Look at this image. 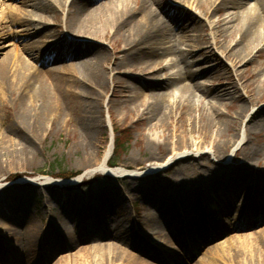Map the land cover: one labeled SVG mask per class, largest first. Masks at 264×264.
<instances>
[{"label": "bare ground", "instance_id": "obj_1", "mask_svg": "<svg viewBox=\"0 0 264 264\" xmlns=\"http://www.w3.org/2000/svg\"><path fill=\"white\" fill-rule=\"evenodd\" d=\"M96 1L69 0L66 5V0H0V108L7 98L18 104L14 113L9 111V135L5 133L3 139L9 136L12 145L15 144L10 138L12 133L37 135L48 130V125L51 129L66 119L72 125L70 133L74 137L70 151L83 152L79 164L86 166L87 173L76 180L43 177V186H66L98 174L125 178L127 164L120 168L109 167L113 144L99 158L101 146L97 139L103 129L100 101L108 92L111 80L115 90H120L114 92L112 98L122 100L129 116L146 118L152 122L150 131H163L161 137L169 133V138L164 140L173 147L169 149L168 159L163 161L160 156L151 155L158 162V170L195 160L194 155L202 158L201 152L208 144L219 160L224 159L229 147L235 148L234 162L222 169L230 170V175H214L205 185V189L228 188L231 193L215 201L210 212L202 206L201 193L199 197L192 196L186 184H178L172 202L163 205L154 202L139 227L131 225L120 211L110 209L105 213L96 209L90 223L76 221L64 225L63 220H71L67 214L68 202L64 199L59 201L58 211H52L45 222L38 221L21 205L13 204L0 212V261L16 264H264V228L212 246L226 232L264 226V81L262 93L257 94L252 83L257 76L239 70L240 64L254 62L257 56L251 58V55L256 48L262 46L256 55L264 51V0H256L254 7L228 17H223L225 9H238L247 0H176L187 4L186 9L173 7L167 0H134V7L131 0L111 1L104 6H95ZM64 7L68 9L65 31L60 24ZM194 10L214 21L198 24L199 18L191 16ZM50 19L55 24V33L50 31ZM210 30L214 37L209 40L205 33ZM176 31L189 36L205 63L216 61L213 53L216 47L232 67L213 65L205 72H194L187 63L188 51L181 49ZM118 38L123 39V44L121 48L116 46L112 68L107 71L105 65L111 54L93 43L113 45ZM168 53L175 55L181 69L166 80L121 81L123 70L124 73L142 70L146 78L156 77L168 68H162L153 58L160 59ZM86 57L84 64L80 59ZM110 73H114L111 79ZM208 75L215 82L212 86L198 82L199 77ZM171 88L182 97L172 103L166 92ZM242 89L249 95L247 98ZM146 93L151 102L146 101ZM130 94H134V99ZM199 94L209 97L210 103L205 105L199 100ZM227 102L242 104L230 119L221 111ZM260 104L262 107H258ZM254 107L258 109L246 126L247 142L239 149L244 114ZM73 114H77L75 125ZM230 131L233 133L229 134ZM158 146L154 141L148 143L150 149ZM253 166L262 170H255ZM253 172L256 179L247 186L245 180ZM144 178L150 179L149 175ZM157 191L154 187L153 193ZM109 193L113 192L103 190L95 198ZM190 197H194L195 203L191 205L194 211L189 210ZM225 215L232 218H219ZM158 218L168 220L157 221ZM162 229L175 234L164 236ZM93 232H104L106 238L101 241L89 238L88 234ZM186 232L193 237L184 238L181 234ZM174 243L180 248H173ZM198 254L203 258L199 260Z\"/></svg>", "mask_w": 264, "mask_h": 264}, {"label": "rangeland", "instance_id": "obj_2", "mask_svg": "<svg viewBox=\"0 0 264 264\" xmlns=\"http://www.w3.org/2000/svg\"><path fill=\"white\" fill-rule=\"evenodd\" d=\"M116 0H97L95 6H104ZM171 6L186 9L187 4L177 3L176 0H167ZM69 0H66V5H68ZM131 7L135 6L134 0L130 1ZM256 0H247L245 5H242L238 9H225L222 13L223 17H228L234 13H242L245 8L254 7ZM187 12H190L188 9ZM68 9L64 7L61 12L60 24L62 25V30L65 31V20L67 16ZM191 16L198 17V24L205 25L212 23L214 20H209L208 18L199 15L198 11L191 12ZM50 22V31L55 33V24L53 20ZM112 31H110L111 33ZM176 37L181 43V47L185 48L189 54L187 63L191 66L194 72L202 73L209 69L213 65H225L226 67H232V63L222 56L218 48L214 47L213 53L216 56V61L214 63H205L204 57L199 54V51L195 48L194 43L190 40L189 36L182 33L181 31H176ZM207 39H213L214 32L207 31L205 33ZM235 39L237 37L235 36ZM237 41V40H236ZM98 47L105 48L110 52L111 57L106 63L107 71H110L113 63V54L117 48H121L123 44V39L118 38L115 40L113 45L108 42L104 44L97 42L93 43ZM210 47V45H209ZM262 46L258 49L256 48L251 58L257 56L254 62L245 65L242 63L239 66V70L246 75L257 76L256 80L253 81L254 89L257 94H261L263 91L262 82L264 81V51L262 55H256L257 51L260 50ZM176 52V49H175ZM178 52V50H177ZM85 58V57H84ZM80 59L84 64L86 59ZM250 58L247 60L249 61ZM155 63H161V67H167L168 69L154 78H146L145 74L140 71H135L133 73H124V70L120 73V79L126 82V79H138L141 81H163L170 75L175 74L181 69L176 62L175 55L166 54L159 58H153ZM128 72V71H127ZM109 75V74H108ZM114 76V73H110L108 77L110 79ZM198 82L206 85L207 87L212 86L215 82L209 79L208 76L199 77ZM111 80L108 81V92L100 101V115L103 121V129L99 138L97 139L101 149H99V158L103 156L104 151L109 147V145L114 144L116 133L114 130L123 132L129 144L125 151L116 152L115 146L113 145V155L110 163L115 162L120 168L123 165H128L127 174L125 178H112L104 176L101 174L95 177L83 180L75 181L70 185L58 186L49 185L43 186L41 178L50 177L53 179H64L63 177H70L74 175L71 179H78L80 176H84L87 173V168L85 165H80L81 157L83 152L80 151L75 153L71 150V144L74 141V137L70 133L72 128L71 123L67 122L66 119H62L57 122L56 125H48L45 132H41L37 135L32 133H23L18 135L17 133H12L10 138L14 140L15 144H9V136L5 139L4 134L9 135V111L14 113L17 110L18 104H14L13 101L6 99L4 106L0 108V212L4 211L10 205L18 204L24 207L26 211L31 213L38 221H47L52 211H58V203L63 199L68 202L67 214L70 215V221H62V223L67 225L68 223H74L76 221H81L82 223H90L93 221L94 213L96 209H99L101 213L113 211H120L122 214L128 217V220L133 226H141L144 220V215L146 211L150 208L152 210L153 203L157 205H163L164 202L168 204L172 202V199L176 196L178 184H186L188 191L192 196L199 197L205 209L211 211L212 204L226 193H231L228 188L218 189V188H207L205 189L206 183L209 179L218 174H222L226 177L230 175L231 171L226 172L222 169L228 164L234 162V149L229 147L224 153V159L219 160L209 144L202 150V158L194 155L195 160L184 161L174 168L168 169H157V161L151 158L152 154H156L161 157V159L167 160L169 157V149L172 150L173 147H169L165 144L164 140L169 138V133H166L165 137H161L164 134L162 130L150 131V126L152 122L147 121L146 118L141 119L140 116H129L122 100L112 98L114 92H119L120 90H115V86L112 84ZM102 91V90H101ZM138 91V90H137ZM139 93H144V90L138 91ZM136 92V93H138ZM166 92L170 94L169 101L172 103L178 98H182L180 93L175 90V88L168 89ZM243 96L247 98L249 95L242 89ZM146 97L150 98L149 94L146 93ZM132 99H134V94H130ZM199 97L205 105H208L211 100L209 97H204L199 94ZM145 100V99H142ZM242 104L239 102H227L222 108V113L230 119L234 117L235 114L240 110ZM262 105L260 104V106ZM258 107L250 108L245 112V117L242 120V126L240 128L239 143L241 146L247 142L246 126L249 122L251 116H253L258 109ZM11 116V115H10ZM77 114L72 115L73 124H76ZM168 132V131H166ZM233 132L230 131L229 134ZM172 140V139H171ZM190 140H192L190 138ZM154 141L158 148L155 147L150 149L148 143ZM195 142V140H194ZM255 143V138L253 139ZM238 149V150H239ZM186 153L187 151H183ZM182 153V155L184 154ZM193 155L192 153L190 154ZM239 164L242 161H235ZM253 169L262 170V168ZM156 173L157 176L152 174ZM150 179L145 180L144 177L148 176ZM16 180L13 178L18 177ZM70 179V180H71ZM256 179L253 173L245 180L247 186L252 184ZM140 186V187H139ZM244 186V185H243ZM49 187V188H48ZM157 187L158 191L153 193V188ZM246 188V187H245ZM109 189L112 194L108 196H103L102 198H95L96 195L99 196L103 190ZM244 190V189H243ZM121 197L124 199L121 200ZM14 198V199H13ZM100 198V199H99ZM194 197L188 198L190 206L194 204ZM13 200V201H12ZM49 201V203L47 202ZM236 209L238 205H235ZM56 208V209H55ZM194 206H191L189 210H193ZM62 211H59V213ZM0 217V222H1ZM166 218V217H165ZM156 219L157 221H166L167 219ZM210 218V217H209ZM212 218V217H211ZM219 218H232L230 215L219 216ZM56 221V220H55ZM172 221V219L170 220ZM60 223V222H59ZM264 228V226L258 228L243 229L240 231L226 232L222 237H220L212 246L217 244H226V242H232L233 238L240 237L243 235L252 234L259 232ZM162 235L173 237L175 233L170 230L162 229ZM197 232L201 234L198 230ZM184 238L193 237L191 233H182ZM89 238L96 240H104L106 238V233H95L88 234ZM169 238V237H168ZM91 239V240H92ZM232 239V240H231ZM92 243V242H91ZM97 243V242H96ZM99 243V242H98ZM173 248H180V245L174 243ZM181 252V251H180ZM72 254V253H71ZM64 255V254H63ZM66 255V253H65ZM199 260L203 258V255L196 256ZM196 263V262H194ZM191 262L190 264H194ZM0 264H16L11 262L5 263L0 261ZM216 264H221L216 262Z\"/></svg>", "mask_w": 264, "mask_h": 264}, {"label": "trees", "instance_id": "obj_3", "mask_svg": "<svg viewBox=\"0 0 264 264\" xmlns=\"http://www.w3.org/2000/svg\"><path fill=\"white\" fill-rule=\"evenodd\" d=\"M114 131L116 133V137H115V150H117L116 152L125 151L127 145L129 144V141L126 139V136H124L123 132L118 131V130H114ZM109 165L111 168H116L118 166L115 162L110 163ZM19 177L20 176L15 177L13 179L16 180ZM72 177H74V175H71L70 177H63V178L70 179Z\"/></svg>", "mask_w": 264, "mask_h": 264}]
</instances>
